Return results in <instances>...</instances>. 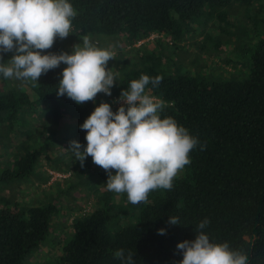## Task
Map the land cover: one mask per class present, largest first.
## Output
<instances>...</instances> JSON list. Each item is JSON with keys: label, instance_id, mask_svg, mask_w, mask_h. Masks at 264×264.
Listing matches in <instances>:
<instances>
[{"label": "trees", "instance_id": "obj_1", "mask_svg": "<svg viewBox=\"0 0 264 264\" xmlns=\"http://www.w3.org/2000/svg\"><path fill=\"white\" fill-rule=\"evenodd\" d=\"M237 1L244 6L252 2L69 0L76 11L72 35L88 36L93 43L98 35L112 36L121 45L108 62L118 73L111 95L98 93L95 101L77 104L57 95L63 63L38 81H30L25 90L9 85L0 74V179L6 182L31 177L42 158L51 161L68 138L66 129H77L101 102H108L115 112L121 91L142 74L163 77L159 85H147L146 92L164 102L161 118L172 117L199 142L189 153L191 163L185 165L183 175L173 179L171 190H153L146 202L135 205L127 193L117 204L115 192H97L94 207L73 218L68 234L53 235L51 242L59 253L47 264H122L114 255L120 249L125 257L133 253V264H177L183 258L177 244L195 239L197 226L205 219L209 223L202 231L211 242H228L231 249L247 255L248 264H264V35L252 48L251 36L241 46L248 53L246 66L227 79L182 70V63L167 64L173 54L162 49L165 40L175 48L200 26L199 32L211 39L219 40L207 30L214 25L229 36L227 27L232 23L216 9ZM260 20L263 33L264 19ZM152 35L158 43L155 51L135 46ZM247 35L239 31L238 41ZM125 47L130 50L123 52ZM72 48L69 36L57 37L46 51L70 53ZM8 55L4 54V63ZM27 116L52 124V130L35 128ZM52 136L53 144L47 140ZM13 138L18 139L10 149ZM11 199L0 196V264H29L26 260L53 234L57 199L24 206ZM173 216L178 224L168 223ZM161 228L164 234H159Z\"/></svg>", "mask_w": 264, "mask_h": 264}, {"label": "clouds", "instance_id": "obj_2", "mask_svg": "<svg viewBox=\"0 0 264 264\" xmlns=\"http://www.w3.org/2000/svg\"><path fill=\"white\" fill-rule=\"evenodd\" d=\"M76 11L69 0H0V74L5 79L38 81L41 75L65 64L58 83V96L82 104L95 101L98 93L111 95L118 73L108 67L116 53L101 48L88 36L71 53H52L57 37L72 33ZM8 53L6 63L4 54ZM163 77L142 74L121 91L114 112L101 102L80 125L86 130V145L72 141L70 150L81 166L88 156L108 173L107 190L127 193L130 203L146 202L151 191L173 187V179L190 164L189 153L198 139L172 117L161 118L162 100L146 92V86L159 85ZM203 150V146H201ZM115 170V174H113ZM168 223L178 224L177 217ZM207 219L197 226L193 240L177 244L182 259L177 264H248L243 251L231 249L228 242L213 243L202 231ZM164 234L165 229L158 230ZM122 264H133V253H114Z\"/></svg>", "mask_w": 264, "mask_h": 264}, {"label": "rangeland", "instance_id": "obj_3", "mask_svg": "<svg viewBox=\"0 0 264 264\" xmlns=\"http://www.w3.org/2000/svg\"><path fill=\"white\" fill-rule=\"evenodd\" d=\"M217 11H224L227 15L226 21L229 20L232 23L230 27H227L229 36L222 34L214 25L213 28L209 27L207 30L212 37H218L219 40L211 39L200 33L198 29L201 26L198 27L194 35L184 37V40L180 41L175 48L167 45V40H169L167 39L162 49L168 55L173 54V56H169L166 59L167 64L180 65L182 63L184 67L182 70H188L191 73H194L196 70L199 75L207 74L208 76L221 79H227L232 75H238L242 72L241 70L246 66L244 61L248 57V53L245 54L247 51L241 50V46L251 36L249 45L252 48L254 41L261 35H264V32L261 33L259 31V27H261L260 19H264V0H252L250 5L245 6L242 1H237L234 5H226L216 9ZM247 16H252L256 20H253L252 17L248 20ZM193 26L194 24H192ZM262 26H264V23ZM239 31L246 35L248 34L247 36H243L240 41L237 39ZM253 31L255 33L259 31V34L252 36L254 34ZM69 37L71 38L72 47L76 44L82 46L83 37H77L72 34H69ZM227 38L230 41H226ZM93 39L97 42H95L97 46L109 48L115 53L119 51L118 49L121 46L112 36L98 35L93 37ZM155 39L156 35H152L135 46L139 45V48L143 47V49H153L155 51L157 43ZM127 49L125 47L123 52H127ZM132 52L134 51L132 50ZM123 59H127V54L124 55ZM6 81L9 85L21 87L22 90H25V87L29 86L32 80L7 79ZM80 125L82 123L78 124L77 129L72 127L66 129L68 138L59 145L60 151L55 150L56 152L54 151L55 153L51 157L52 160L49 162L44 160V158L40 159V162L34 167L31 177L25 180L12 179L7 182L0 179V196L8 197L10 195V198L12 197L11 201L19 202L20 206L36 205L52 198L57 199V201H54L56 214L55 217L53 216L54 219H52L53 234L48 235L47 240L41 245L39 252L31 256V259L26 260L29 264H47L49 260L56 257L59 252L57 250L58 246H55L56 244L53 246V235L59 234L60 236H65L68 234L73 218L78 213L81 214V210L83 209L88 210V207L89 210L92 209L96 193L107 190L108 173L103 168L94 164L91 156H88L83 166H81L80 161L75 159L74 154L70 150L72 141H79L82 145H86L87 143L85 139L86 130H82ZM62 130H65L64 127ZM38 137L42 138L43 135H38ZM52 138L47 139L50 143L52 142L51 144H53L54 136ZM17 139H12L9 146L10 149L13 148ZM2 158L0 156V161H2ZM0 172H2V168H0ZM183 173L182 169L177 176H182ZM113 174H115V170H113ZM122 194L115 193L117 204L122 202L124 198Z\"/></svg>", "mask_w": 264, "mask_h": 264}, {"label": "crops", "instance_id": "obj_4", "mask_svg": "<svg viewBox=\"0 0 264 264\" xmlns=\"http://www.w3.org/2000/svg\"><path fill=\"white\" fill-rule=\"evenodd\" d=\"M31 121L30 122H32L33 123V125L35 126V128H37V129H48L47 130V132H49V131H51L52 130V128H53V125L51 124V127L49 126V125H47V124H41V123H37V121H36V119H34V118H30V116H27ZM50 128H49V127ZM64 127V129L66 128V124H64L63 126H62V128ZM62 128H61V130H62ZM22 130H24V126L23 127H21V131ZM36 130V129H35ZM44 131H46V130H44ZM33 132V131H32ZM34 133V132H33ZM46 133V132H45ZM57 134H60L59 132H57ZM0 168H2V170H3V167L2 166H0Z\"/></svg>", "mask_w": 264, "mask_h": 264}, {"label": "built area", "instance_id": "obj_5", "mask_svg": "<svg viewBox=\"0 0 264 264\" xmlns=\"http://www.w3.org/2000/svg\"><path fill=\"white\" fill-rule=\"evenodd\" d=\"M139 42H140V41H139ZM119 103H121V102L119 101L118 104H119ZM84 212H85V210L82 211V213H84Z\"/></svg>", "mask_w": 264, "mask_h": 264}]
</instances>
